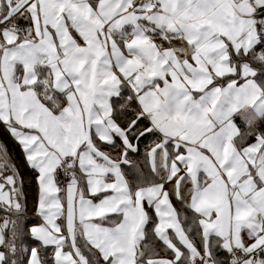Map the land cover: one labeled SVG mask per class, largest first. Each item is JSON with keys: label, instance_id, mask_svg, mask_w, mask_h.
I'll return each mask as SVG.
<instances>
[{"label": "snow or ice", "instance_id": "6c2138e0", "mask_svg": "<svg viewBox=\"0 0 264 264\" xmlns=\"http://www.w3.org/2000/svg\"><path fill=\"white\" fill-rule=\"evenodd\" d=\"M0 130V264H264V0H0Z\"/></svg>", "mask_w": 264, "mask_h": 264}, {"label": "trees", "instance_id": "16d2710c", "mask_svg": "<svg viewBox=\"0 0 264 264\" xmlns=\"http://www.w3.org/2000/svg\"><path fill=\"white\" fill-rule=\"evenodd\" d=\"M2 137H3V132H2V130H0V138H2ZM8 145H9V148L11 149L12 148V142L10 140L8 141ZM17 158H18V152H17Z\"/></svg>", "mask_w": 264, "mask_h": 264}]
</instances>
